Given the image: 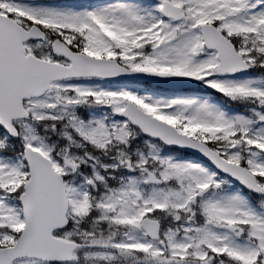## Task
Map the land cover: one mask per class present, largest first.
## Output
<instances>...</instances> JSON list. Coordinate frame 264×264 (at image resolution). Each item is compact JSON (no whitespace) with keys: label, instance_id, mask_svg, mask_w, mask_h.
<instances>
[{"label":"snow or ice","instance_id":"6c2138e0","mask_svg":"<svg viewBox=\"0 0 264 264\" xmlns=\"http://www.w3.org/2000/svg\"><path fill=\"white\" fill-rule=\"evenodd\" d=\"M0 264H264V0H0Z\"/></svg>","mask_w":264,"mask_h":264}]
</instances>
